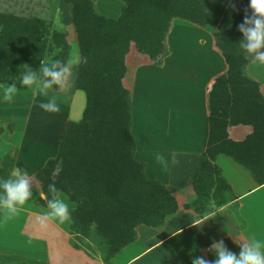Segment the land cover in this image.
<instances>
[{
    "label": "trees",
    "instance_id": "1",
    "mask_svg": "<svg viewBox=\"0 0 264 264\" xmlns=\"http://www.w3.org/2000/svg\"><path fill=\"white\" fill-rule=\"evenodd\" d=\"M25 1L0 0L3 87L28 73L43 86L49 79L43 76L44 67L59 70L68 62L70 45L38 14L41 1ZM121 1L120 15L111 19L98 14L92 0H67L80 58L75 88L84 94L85 108L79 122L66 124L56 156L35 174L44 196L36 200L37 206L46 208L58 196L67 197L75 206L69 210V233L80 241H95L105 262L136 242L140 226L159 229L180 209L175 189L149 180L144 164L135 160L131 96L123 86L131 46L160 64L174 20L212 31L227 66L208 95L205 148L190 183L194 198L183 209L203 218L231 201L230 187L214 164L219 155L264 185V97L259 83L246 74L257 54L244 48L246 38L240 31L252 14L249 0ZM60 87L49 89L56 92ZM238 125L253 129L242 142L227 134L229 126Z\"/></svg>",
    "mask_w": 264,
    "mask_h": 264
},
{
    "label": "crops",
    "instance_id": "2",
    "mask_svg": "<svg viewBox=\"0 0 264 264\" xmlns=\"http://www.w3.org/2000/svg\"><path fill=\"white\" fill-rule=\"evenodd\" d=\"M182 23L190 24L184 21ZM195 31L199 32L196 48L187 49L177 43L176 39L175 43L168 40L167 55L161 65L152 63L145 57L139 63L126 62L127 74L123 80V86H128L127 90L131 94V134L135 137L137 133L139 140L138 143L135 140V160L144 164V172L149 180L175 189L174 196L179 211L159 229L145 227V234L134 244L105 262L101 256L85 254L69 244V225L65 228L53 220L55 226H49L51 222L44 215L51 212L48 206L43 212L36 210L34 217L50 223L45 228L46 235L41 242L33 240L32 233L41 229L34 224L27 228V220L22 228L23 234L27 236L24 242L27 248L37 251L40 247L41 251H45V264H187L193 263L197 257L213 264L218 256L215 245L221 241L229 252L239 257L242 245H250L253 238L264 239V185L258 186L249 172L229 157L219 155L214 164L230 187L231 201L203 218L192 210L183 209L194 198L190 183L205 148L208 95L216 78L227 70L224 59L215 46L213 34L201 29ZM246 71L250 78L259 83L264 97V63L256 57L246 67ZM149 83L153 85L150 90ZM134 104L143 107V116L136 121ZM145 111L150 112L153 116L150 119L155 121L149 124L148 119L142 120L146 115ZM15 130L16 126H13L9 135L13 137ZM252 131V127L247 125L227 128L228 137L234 142H242ZM5 132L6 130L0 135L4 141ZM147 133L155 135V138ZM148 137L152 140H147ZM143 139L145 143L149 142L146 150H142ZM7 148L11 149L12 144ZM52 152L54 153L49 151V154ZM21 153L20 146L18 153L13 155L15 160H9L10 167L14 169L12 174L16 171L21 175L27 172L29 177L47 161L46 157L43 163L23 169L17 167L23 156ZM157 153L164 156L166 163L156 161ZM37 191L39 193L40 190ZM39 197L44 198L42 194L36 198ZM71 205L70 209H73L75 206ZM33 213L25 210V215ZM27 262L30 261L24 263L28 264Z\"/></svg>",
    "mask_w": 264,
    "mask_h": 264
},
{
    "label": "rangeland",
    "instance_id": "3",
    "mask_svg": "<svg viewBox=\"0 0 264 264\" xmlns=\"http://www.w3.org/2000/svg\"><path fill=\"white\" fill-rule=\"evenodd\" d=\"M18 1L23 2L25 0ZM32 1H41V3L45 4H37V6L40 7V11H37L38 14L52 22L53 30L63 34L66 37L67 43L70 45L69 58L66 64V67L70 69V78L67 77L65 85L60 87L58 91L53 92L50 89H45L43 94L39 90L33 92L28 86L22 85L23 78L19 79L14 84H11L15 85L17 89L16 94L13 96L11 101L0 102V126H2L0 127V135H2V133L6 130L4 137L5 141L0 137V178H16L14 173L12 174L14 169L13 167H10L9 160H15L13 155L16 152L18 153L20 146L22 152L21 155L23 156L20 157L17 167H22L23 169H28L36 164L43 163L46 157L47 160L55 157L57 154L58 140L61 133L64 131L66 124L68 122H79L85 108V96L81 91H78L75 88V79L80 58L76 44L75 31L70 21L71 5L67 2V0ZM39 4H41V6ZM92 4L98 14L111 19H116L120 15L123 7L121 0H92ZM174 22L177 25H175ZM173 25H175V30L172 33L171 31ZM200 29L205 30L190 24H183L182 21L179 20H174L171 23L170 29L165 37L166 45L169 41L170 43H175L176 39L178 40L177 43L184 45L185 48L193 49V47L196 46L197 39L199 37L197 35L199 32H196L195 30L200 31ZM209 32L213 34L212 31ZM141 59L145 60L144 57L140 56L135 51L134 46H131L125 65L126 62H129L130 64H135L136 62L139 63ZM161 63L158 65H161ZM246 74L248 75L247 71ZM248 77L250 76L248 75ZM149 86V90L153 88L151 83H149ZM33 87H35V82ZM2 88L4 87L0 85V89ZM125 88L127 89L128 86H125ZM0 95H2V91H0ZM51 100H55V102L60 104L59 112L50 113L39 107L42 102H48ZM134 110L135 114L138 115H136V121L143 116V107L134 104ZM144 113L146 115L142 118V120L148 119L149 124L152 121H155L153 118L152 120L150 119L153 117L150 112L145 111ZM154 125H156V122ZM13 126H16V130L12 137L9 134L13 129ZM149 134L151 133H147V135ZM136 135L137 133H135V137L133 136V138L134 140L137 139L136 143H138L139 140ZM56 136L59 137L57 138ZM149 136L155 138V135ZM147 140H152V138L148 137ZM144 141L145 139L141 141L144 143L142 150L144 148V150H146L149 144L148 141H146V143ZM22 142H24L23 145H21ZM9 144H12L11 149L7 148ZM49 151H54V153L52 152L49 154ZM152 156L154 159V155ZM148 157L149 155L146 156V158ZM45 163L46 161L44 164ZM37 172L38 171H36L35 174ZM35 174L27 177L30 181V191L32 195L28 202L20 208L19 214L7 216L6 213L1 210L0 264L24 263L25 261H30L27 262L28 264H45V251H41L40 247L37 248V251L32 248H27V244L25 245L24 242L27 240V236L23 234L24 230L22 229L27 220V228L32 224L36 225L39 229H41V231L37 230V232L32 233L34 235L33 240L41 242L44 240V235H46L45 228L50 224L47 222L46 226L42 227L38 222L42 219L34 217L35 212H43V210H45L43 207L37 206V201H34L37 199V195L40 196L41 194L40 191V194L37 191L39 189V183L36 181ZM25 210L34 213L32 215H25ZM47 220L51 222V225L49 226H52L53 220ZM56 222L65 228L69 225V223H60L58 220H56ZM53 226L55 225L53 224ZM146 228L144 226H140L137 229V239L145 234ZM68 234L70 238L69 244L71 243V245H75L77 247L76 250L83 251L85 254L92 253L94 255L101 256L95 241L93 242L90 239L80 241L78 237L71 235L69 230ZM26 235L31 236L30 234ZM38 250H40V252Z\"/></svg>",
    "mask_w": 264,
    "mask_h": 264
},
{
    "label": "clouds",
    "instance_id": "4",
    "mask_svg": "<svg viewBox=\"0 0 264 264\" xmlns=\"http://www.w3.org/2000/svg\"><path fill=\"white\" fill-rule=\"evenodd\" d=\"M249 7L252 11L250 17H246L244 23L240 25V31L244 33L246 43L243 45L248 53H256L257 59L264 63V53L259 52L264 48V0H249ZM43 76L49 79L41 82L37 77L28 73L23 76L22 85L28 86L33 92L39 90L42 94L45 89L51 88L53 85L63 87L66 79L70 74L68 67H61L59 70L44 67L42 69ZM35 82V87L34 86ZM0 102H9L16 94L15 85H10L0 89ZM39 107L50 113L60 111V104L51 100L42 102ZM155 159L159 163H166L165 158L160 153L155 155ZM15 179L0 178V210L4 211L7 216L19 214L20 208L28 202L32 193L30 191V181L27 178V172L20 174L14 172ZM54 189V186H50ZM48 207L51 212L44 213L45 217L50 220H58L60 223L70 222L71 213L69 209L72 207L67 197L60 195L56 199L49 201ZM42 227L46 226L45 220L38 221ZM215 250L218 253L213 264H264V239H251L250 245H242V250L237 257L234 253L229 252L223 242L215 245ZM193 264H209L202 257H197L193 260Z\"/></svg>",
    "mask_w": 264,
    "mask_h": 264
}]
</instances>
